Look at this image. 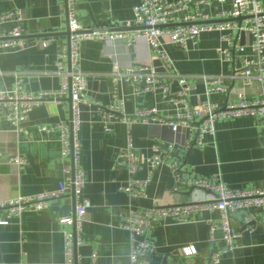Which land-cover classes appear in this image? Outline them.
Wrapping results in <instances>:
<instances>
[{
    "label": "crops",
    "instance_id": "crops-1",
    "mask_svg": "<svg viewBox=\"0 0 264 264\" xmlns=\"http://www.w3.org/2000/svg\"><path fill=\"white\" fill-rule=\"evenodd\" d=\"M141 0H75V19L88 29L120 30L124 22L133 17V8ZM172 3L179 0H168ZM264 8V0H258ZM20 11L23 20L17 24L23 30V45L19 50L0 49V90H13L19 86L24 92H56L60 79L57 63L67 38L65 0H0V15ZM230 10V3L218 4L208 0L200 11L211 21H219L220 13ZM191 7L178 12L183 18ZM16 24L1 26L5 34ZM165 41V38L162 39ZM41 43H45L42 47ZM249 38L244 35L242 52L233 50L230 61H221L218 49L224 46L216 32L202 33L195 45L183 50L165 45L171 60V72L187 77L194 87L188 93L190 104L204 98L201 76L222 75L226 92L209 96L211 103L222 107L242 91L238 80L230 76L241 67L242 57L250 55ZM150 52L143 41L128 45L125 40H84L79 45V69L90 82H105L106 91L98 85L87 89L86 98L91 107H81V125L77 134L80 147L78 162L84 173V196L90 201L81 232V245L75 250L76 264H130L129 233L120 223L129 210H144L156 206L182 205L204 202L207 194L197 189L176 184L175 174L209 179L218 176L230 189L264 190V117H240L215 123L213 137H205L202 149L162 154V164L150 174L144 196L130 198L123 190L130 179L125 168L116 167L118 152L125 147L128 137L136 149L150 155L154 141L168 145L173 137L161 126H126L118 118L112 119L110 130L102 128L107 107L116 98L124 97V112L131 116L139 109L161 108L159 94H132L128 83L112 80L115 68L125 74L128 65L152 67ZM63 65V69H65ZM159 74V73H158ZM255 74V73H254ZM123 77V76H122ZM172 84V83H171ZM171 87V85H170ZM177 89L178 85L176 86ZM171 90V89H170ZM176 92V91H175ZM246 100L264 96V83L254 81L244 90ZM70 115L67 95L60 100H46L34 107L17 133L0 121V201L28 197L55 191L65 179L67 161L61 158L58 126ZM51 128L49 132L39 127ZM19 156L24 165L17 168L7 159ZM168 166H175L171 171ZM142 168L136 174L139 180L149 173ZM71 197L50 200L41 211H26L0 226V264H61L63 235L69 227L59 220L73 213ZM191 222L184 225L155 223L148 232L154 251L147 255V264H178L179 249L193 245L194 264H206L208 254L221 246L220 231L209 234L205 221L218 219L216 211L197 212ZM240 216L233 219L239 225ZM240 231V230H239ZM92 255L94 256L91 261ZM219 264H264V231L255 224L251 231H240L236 248L221 256Z\"/></svg>",
    "mask_w": 264,
    "mask_h": 264
},
{
    "label": "built area",
    "instance_id": "built-area-1",
    "mask_svg": "<svg viewBox=\"0 0 264 264\" xmlns=\"http://www.w3.org/2000/svg\"><path fill=\"white\" fill-rule=\"evenodd\" d=\"M207 1L179 0L172 3L168 0H141L133 8L132 19L124 22L122 29L99 30L80 27L75 19V0H65L67 30L70 36L59 55L61 59H65V63H57L59 89L56 92L35 94L24 92L19 86L13 90H0V121L7 123L14 133L18 132L34 107L46 100H60L67 95L70 102L69 119L57 127L61 158L67 161L65 179L58 184L55 191L0 201V226L7 225L10 219L17 218L26 211L45 209L50 200L63 196L71 197L74 203L73 213L59 220V223L70 228L63 235L61 264H76L75 250L81 245L82 226L86 212L91 207L90 201L83 193L85 179L78 162L80 147L77 140L81 125V107L92 105L86 98L89 77L80 71L78 65L79 45L84 40H125L128 45L143 41L151 58L158 60L165 71L158 74L153 68L131 64L126 67L125 74H121L118 68L114 70L116 77L112 82L124 80L133 95L159 94L162 109H139L133 115L126 116L124 97L116 98L114 94V101L106 109L108 114L103 116V130L109 131L112 119L120 118L128 127L135 124L161 126L168 128L173 134V139L168 145L154 141L149 147V156L136 149L128 137L125 147L118 152L114 163L116 167L125 168L130 176L123 188L130 198L144 196V188L150 182V174L162 164L161 157L166 148L172 153L187 152L193 148L202 149L205 146V137H213L217 121L264 117V96L248 101L244 95V90L254 81L264 83V8L259 6L258 0H211L218 4L230 3V10L220 13L216 18L219 21L214 22L200 11ZM188 7H191L192 13L184 15L183 18L177 16L178 12ZM22 20V14L17 10L0 15V28L5 24H16L5 34H2L0 29V49L16 51L24 47L21 40L24 33L17 25ZM209 32L220 35L224 46L217 51L219 59L224 62L230 61L233 50L242 52L243 47L238 45L241 32L249 38L247 47L250 55L242 57L241 67L234 69L230 76L240 82L242 91L237 92L235 99L226 102L222 107L211 103L209 96L226 92L223 76H201L204 98L196 104H190L188 93L194 85L187 82V77L171 72V60L165 50V45L187 50L189 46L195 45L200 34ZM41 46L44 47L45 43H41ZM174 81L179 89L171 92L170 85ZM50 130L52 129L46 126L39 127L42 132ZM7 162L17 168L24 165V160L19 156L10 157ZM168 167L171 171L177 169L175 166ZM142 168H146L149 175L139 180L136 174ZM175 178L179 186L206 192L207 199L204 202L129 210L119 225L129 233L130 264H147V255L154 251L148 232L155 223L184 225L191 222L192 216L197 212L218 213L216 222L205 221L210 235L216 230L220 231L221 242L219 248L208 254L206 264H219L222 255L233 251L241 230L251 231L253 226L258 224L264 231V190L230 189L218 176L205 179L175 174ZM237 215L240 216L239 225L234 227L233 219ZM194 255L196 249L193 245L181 247L178 264H194ZM93 258L92 255L91 261Z\"/></svg>",
    "mask_w": 264,
    "mask_h": 264
},
{
    "label": "water",
    "instance_id": "water-1",
    "mask_svg": "<svg viewBox=\"0 0 264 264\" xmlns=\"http://www.w3.org/2000/svg\"><path fill=\"white\" fill-rule=\"evenodd\" d=\"M66 38H67V42H68V39H69V36H70V33H69V31L68 30H66L64 33H62ZM239 37H240V44H243V38H244V33H240L239 34ZM152 67H153V70H154V72H156V73H159V74H163L165 71H164V69L161 67V64H160V62L158 61V60H153L152 61ZM96 85H98V90L99 91H101V92H105L106 91V83L105 82H100V83H96V82H90V81H88L87 82V89H90L91 87H94V86H96ZM176 86H177V82L176 81H174V82H172V84H171V87H170V89H171V92H175V91H177L178 89L176 88ZM69 104H70V102H69ZM166 128V127H165ZM168 129V128H167ZM169 130V129H168ZM170 131V130H169ZM171 133V132H170ZM171 135H172V137H173V134L171 133Z\"/></svg>",
    "mask_w": 264,
    "mask_h": 264
}]
</instances>
